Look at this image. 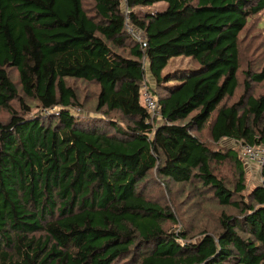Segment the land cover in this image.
<instances>
[{
	"label": "trees",
	"instance_id": "1",
	"mask_svg": "<svg viewBox=\"0 0 264 264\" xmlns=\"http://www.w3.org/2000/svg\"><path fill=\"white\" fill-rule=\"evenodd\" d=\"M90 1L0 0V264H264V166L244 194L241 149L223 145L264 146V69L239 78L240 34L264 0ZM183 58L191 71L166 73ZM69 80L95 89L85 112L102 127L81 126ZM234 158L232 189L215 163ZM193 181L220 210L197 241L145 191Z\"/></svg>",
	"mask_w": 264,
	"mask_h": 264
},
{
	"label": "rangeland",
	"instance_id": "2",
	"mask_svg": "<svg viewBox=\"0 0 264 264\" xmlns=\"http://www.w3.org/2000/svg\"><path fill=\"white\" fill-rule=\"evenodd\" d=\"M90 0H84V4L87 6L90 4ZM125 5V4H124ZM91 5H89V9ZM165 10V5L157 4L150 8H137L135 13L139 17H145L147 14H150L154 17H157L160 12ZM131 35V34H130ZM132 36V35H131ZM134 37V36H133ZM240 51H241V62H240V73L239 78L242 81L244 79V73L246 71L251 72H261L264 69V11L253 16L248 22L245 30L240 34ZM194 63L192 60L183 58L174 60L168 67L166 73L168 74L171 71H176L178 69H183L184 71L189 72L194 68ZM181 70V71H183ZM13 79L18 80V73L13 71L11 72ZM76 84L81 92L84 93L81 96L80 102L82 103L84 112H81V126L90 127L95 126L96 128L102 127V124L97 119H88L89 114L85 111L93 112L95 110V100L93 93L95 89L92 86L86 85L84 82L69 80V84ZM153 84V83H152ZM151 84V85H152ZM174 86L176 84L174 83ZM260 93L264 92V82L255 83ZM8 114L5 111L0 110V119L6 120ZM102 119V118H98ZM103 131H109L107 127L102 128ZM225 147L228 149L235 150L238 154V151L243 148L239 147L233 141L227 140L223 142ZM235 158L227 160L223 163H215L216 170L215 173L218 176L224 178L226 185L229 188L235 189L236 179L239 175L237 166L235 164ZM246 165V187L247 192L252 191L257 185L261 184V167L259 162H252ZM170 192L162 185L148 184L146 188V197L150 198L156 203H162L166 208L176 211L179 219L182 222V225H173L167 223V228L172 232H180L184 228L189 231L190 241H197L202 236V231H208L214 233L218 231V224L216 215L220 212L217 206V200L214 199L212 192L209 188H204L200 185L199 182L193 181L192 185H184L171 183ZM191 192V193H190ZM192 193H195L193 196ZM238 199V197H234ZM206 203V204H204ZM210 207H209V205ZM234 211V210H233ZM230 213V212H229ZM192 238V239H191Z\"/></svg>",
	"mask_w": 264,
	"mask_h": 264
},
{
	"label": "built area",
	"instance_id": "3",
	"mask_svg": "<svg viewBox=\"0 0 264 264\" xmlns=\"http://www.w3.org/2000/svg\"><path fill=\"white\" fill-rule=\"evenodd\" d=\"M125 26L128 33L131 34L132 37L134 36L133 38L143 45V49L145 51L146 35L143 31H140L134 27L131 19V10L127 7L125 9ZM144 89L146 90V87H144ZM143 100L147 104V107L153 112V114H156L158 109L157 101L147 90L145 91ZM242 148L244 150L243 152L241 151V158L244 160L245 163L250 164L252 162H259L260 167L264 166V146H243Z\"/></svg>",
	"mask_w": 264,
	"mask_h": 264
},
{
	"label": "crops",
	"instance_id": "4",
	"mask_svg": "<svg viewBox=\"0 0 264 264\" xmlns=\"http://www.w3.org/2000/svg\"><path fill=\"white\" fill-rule=\"evenodd\" d=\"M160 4H163V5H165V9H166V4L164 3V2H162V3H160ZM163 12V11H162ZM162 12H160V13H162Z\"/></svg>",
	"mask_w": 264,
	"mask_h": 264
},
{
	"label": "clouds",
	"instance_id": "5",
	"mask_svg": "<svg viewBox=\"0 0 264 264\" xmlns=\"http://www.w3.org/2000/svg\"><path fill=\"white\" fill-rule=\"evenodd\" d=\"M244 161V160H243ZM246 164V163H245Z\"/></svg>",
	"mask_w": 264,
	"mask_h": 264
}]
</instances>
